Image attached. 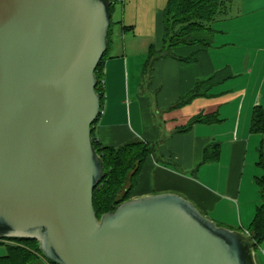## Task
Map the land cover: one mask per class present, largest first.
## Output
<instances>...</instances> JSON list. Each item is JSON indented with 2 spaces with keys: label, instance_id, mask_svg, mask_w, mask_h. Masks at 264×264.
<instances>
[{
  "label": "water",
  "instance_id": "obj_1",
  "mask_svg": "<svg viewBox=\"0 0 264 264\" xmlns=\"http://www.w3.org/2000/svg\"><path fill=\"white\" fill-rule=\"evenodd\" d=\"M110 0H0V238L57 264H258L245 230L188 199L131 197L98 218L92 127Z\"/></svg>",
  "mask_w": 264,
  "mask_h": 264
},
{
  "label": "crops",
  "instance_id": "obj_2",
  "mask_svg": "<svg viewBox=\"0 0 264 264\" xmlns=\"http://www.w3.org/2000/svg\"><path fill=\"white\" fill-rule=\"evenodd\" d=\"M166 1L114 4L94 137L103 146L134 138L151 145L132 197L176 193L217 225L249 233L261 199L256 177L263 174L257 162L264 131L251 125L257 106L264 114V0H249L251 10H263L247 13H231V0L211 24L209 45L156 57L164 46ZM209 146L216 151L205 154ZM263 243H257L258 264H264Z\"/></svg>",
  "mask_w": 264,
  "mask_h": 264
},
{
  "label": "trees",
  "instance_id": "obj_3",
  "mask_svg": "<svg viewBox=\"0 0 264 264\" xmlns=\"http://www.w3.org/2000/svg\"><path fill=\"white\" fill-rule=\"evenodd\" d=\"M231 0H167L163 9V36L164 46L155 51V56L170 54L174 48L192 45H209L212 42L214 29L211 24L216 17L226 11ZM114 4L111 3V12ZM107 51V50H106ZM106 52L104 53L97 69L96 91L101 102L103 97L100 67ZM153 56L151 52L149 58ZM193 57L184 58L185 61ZM148 64V61H147ZM196 93L193 90L179 103L185 102ZM196 121L192 118L188 126ZM96 122V121H95ZM94 122V123H95ZM94 126V124H93ZM251 129L264 131V114L257 106L252 115ZM93 144L104 163V175L93 190V206L99 218L101 214L112 210L118 203L130 199L135 185L136 176L139 173L146 158L152 154L151 145L140 139L134 138L117 146H103L94 137L92 127ZM216 151L213 146L205 149V154ZM257 164L263 169V174L256 177V183L260 192V203L255 209L253 220L249 227V233L259 244L264 242V156H260ZM18 242L7 244V253L0 256V264H57L46 260L38 247V242L30 238H2ZM257 250V246H256Z\"/></svg>",
  "mask_w": 264,
  "mask_h": 264
},
{
  "label": "rangeland",
  "instance_id": "obj_4",
  "mask_svg": "<svg viewBox=\"0 0 264 264\" xmlns=\"http://www.w3.org/2000/svg\"><path fill=\"white\" fill-rule=\"evenodd\" d=\"M232 3H233V6L230 10L231 13H238L241 11H242V13H247L248 11H262L263 10L262 8H257V9L254 8V10H251V9H253L251 7H253L255 4L253 2H250L249 0H233ZM126 101H129V100L126 99ZM17 243L18 242L14 241V240L0 238V255L7 253V244H17ZM261 250L264 252V243L262 244ZM260 254L261 253H260L259 249L257 248V250L255 252V258L257 260V263L259 262ZM259 264H261V263H259Z\"/></svg>",
  "mask_w": 264,
  "mask_h": 264
},
{
  "label": "built area",
  "instance_id": "obj_5",
  "mask_svg": "<svg viewBox=\"0 0 264 264\" xmlns=\"http://www.w3.org/2000/svg\"><path fill=\"white\" fill-rule=\"evenodd\" d=\"M111 1V3H113V4H116V3H122L123 2V0H110Z\"/></svg>",
  "mask_w": 264,
  "mask_h": 264
}]
</instances>
